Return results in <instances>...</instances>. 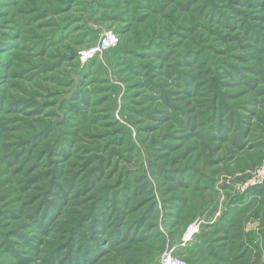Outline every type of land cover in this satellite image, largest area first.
I'll use <instances>...</instances> for the list:
<instances>
[{"label":"rangeland","instance_id":"1","mask_svg":"<svg viewBox=\"0 0 264 264\" xmlns=\"http://www.w3.org/2000/svg\"><path fill=\"white\" fill-rule=\"evenodd\" d=\"M264 0H0V264H264Z\"/></svg>","mask_w":264,"mask_h":264},{"label":"built area","instance_id":"2","mask_svg":"<svg viewBox=\"0 0 264 264\" xmlns=\"http://www.w3.org/2000/svg\"><path fill=\"white\" fill-rule=\"evenodd\" d=\"M262 176L264 173H261ZM164 264H183L180 260L175 259L171 255L166 256L164 259Z\"/></svg>","mask_w":264,"mask_h":264}]
</instances>
